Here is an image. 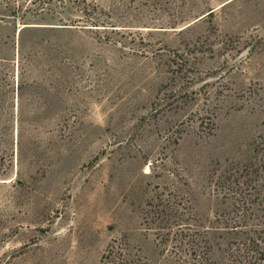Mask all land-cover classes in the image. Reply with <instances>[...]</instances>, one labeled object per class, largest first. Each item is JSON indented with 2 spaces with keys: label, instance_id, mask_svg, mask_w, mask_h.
Here are the masks:
<instances>
[{
  "label": "rangeland",
  "instance_id": "1",
  "mask_svg": "<svg viewBox=\"0 0 264 264\" xmlns=\"http://www.w3.org/2000/svg\"><path fill=\"white\" fill-rule=\"evenodd\" d=\"M191 222L262 241L264 0H0V264H177Z\"/></svg>",
  "mask_w": 264,
  "mask_h": 264
},
{
  "label": "trees",
  "instance_id": "2",
  "mask_svg": "<svg viewBox=\"0 0 264 264\" xmlns=\"http://www.w3.org/2000/svg\"><path fill=\"white\" fill-rule=\"evenodd\" d=\"M226 181L221 183V186L223 184L224 189H230V192L234 191L233 188L230 187L231 183H228V178H225ZM224 179V180H225ZM257 200L258 197H255ZM241 201V200H240ZM241 203V202H240ZM192 221V219H190ZM232 221H234L232 219ZM231 221V224H226L227 226L231 225V228H243V226H232L233 222ZM237 223V222H234ZM182 227V226H180ZM186 233H184V230H179L174 233V237L176 240V243H179L180 247L187 246L188 251L184 252L185 258L182 256L178 257L177 264H215L210 259V247L208 246V239L205 237V233L199 231L196 227V224L194 223H188L186 225ZM180 229V228H179ZM250 232L257 235V240H262L259 243H255L256 241H253L251 243L249 241V244L247 246H244V248L237 246L235 249L231 250L232 257L236 260L238 264L242 263L240 258L244 259V264H254L256 261L263 263L264 262V223L263 224H256L254 226H251L249 228ZM244 234V232H242ZM261 237V238H260ZM181 249H179L181 253ZM248 251V254L246 253ZM246 253V254H245ZM183 260V262H181Z\"/></svg>",
  "mask_w": 264,
  "mask_h": 264
}]
</instances>
